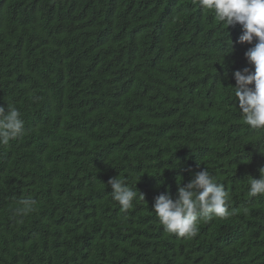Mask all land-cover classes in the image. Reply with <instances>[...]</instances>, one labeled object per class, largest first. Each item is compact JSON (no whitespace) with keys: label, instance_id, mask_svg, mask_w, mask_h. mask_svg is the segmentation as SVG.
Here are the masks:
<instances>
[{"label":"trees","instance_id":"trees-1","mask_svg":"<svg viewBox=\"0 0 264 264\" xmlns=\"http://www.w3.org/2000/svg\"><path fill=\"white\" fill-rule=\"evenodd\" d=\"M241 34L195 0H0V106L25 122L0 144V264H264V195L248 196L264 130L239 111L234 73L255 71ZM204 169L229 214L166 232L156 197ZM119 175L137 193L127 212ZM24 197L37 203L20 217Z\"/></svg>","mask_w":264,"mask_h":264},{"label":"clouds","instance_id":"clouds-1","mask_svg":"<svg viewBox=\"0 0 264 264\" xmlns=\"http://www.w3.org/2000/svg\"><path fill=\"white\" fill-rule=\"evenodd\" d=\"M204 10L214 12L218 21L229 28L239 24L242 34L240 43L254 46L246 52L255 71L248 69L236 71L234 86L239 111L243 121L253 130H264V0H195ZM254 85V87H252ZM25 133V122L21 112L10 102L7 107L0 106V144L21 138ZM259 152L264 154V145H258ZM178 167V165H177ZM259 178L250 177L248 196L264 195V167L259 169ZM111 196L118 202L121 210L127 212L133 207L137 193L118 177L108 181ZM178 196L161 194L156 197L152 206L159 222L168 233L180 238H191L197 234L199 223L213 217L224 218L229 214L228 192L222 183H218L206 169L195 174L194 179L185 187L179 183ZM140 199H145L140 193ZM20 207L15 210L17 216H24L35 211L36 201L24 197Z\"/></svg>","mask_w":264,"mask_h":264}]
</instances>
